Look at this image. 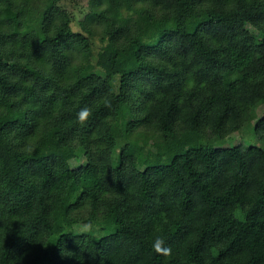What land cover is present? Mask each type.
Returning a JSON list of instances; mask_svg holds the SVG:
<instances>
[{
    "label": "trees",
    "instance_id": "16d2710c",
    "mask_svg": "<svg viewBox=\"0 0 264 264\" xmlns=\"http://www.w3.org/2000/svg\"><path fill=\"white\" fill-rule=\"evenodd\" d=\"M82 15L0 0V264H264V0ZM252 120L254 144L205 137Z\"/></svg>",
    "mask_w": 264,
    "mask_h": 264
},
{
    "label": "rangeland",
    "instance_id": "374dc122",
    "mask_svg": "<svg viewBox=\"0 0 264 264\" xmlns=\"http://www.w3.org/2000/svg\"><path fill=\"white\" fill-rule=\"evenodd\" d=\"M91 0H57V5L62 10L64 9L65 13L69 14L70 19V26L72 29H80V26L77 24V21H79L83 15V11L89 7ZM91 41V47L93 48V52L95 53L96 50L103 44V41L98 37V35H93L90 39ZM9 51V50H7ZM91 63L95 64V58L91 57ZM94 68V66H93ZM95 69H97L95 67ZM264 113V104L258 107L257 109V116H260ZM254 124V120L247 122L243 127L239 128L236 131H233L228 134L221 133V138L219 136H215L211 131V126L208 125L204 128L205 137L206 139H210L213 137L214 140H216L215 143L218 144H231V143H242L246 145L254 144L257 142V137L255 134L252 133V127ZM114 133L116 135H121L120 127L114 126ZM187 140L185 138L178 139L175 144L181 145L186 144ZM134 148V147H132ZM63 164L73 166L74 165V157L72 154L66 155L63 157L62 161ZM84 224H80L76 227V229L79 231L81 226ZM109 228L106 230L100 229L98 227L93 228L94 233H102L103 231H108ZM216 252L219 250L218 247L215 248Z\"/></svg>",
    "mask_w": 264,
    "mask_h": 264
},
{
    "label": "clouds",
    "instance_id": "9594fccd",
    "mask_svg": "<svg viewBox=\"0 0 264 264\" xmlns=\"http://www.w3.org/2000/svg\"><path fill=\"white\" fill-rule=\"evenodd\" d=\"M91 114V110L89 108H83L81 111L78 113V122L83 124L86 122L88 116ZM94 226L90 224H84L81 226L80 231L82 233H89L93 231ZM152 250L158 254V255H171V248L166 244V240L162 237L156 238L153 243H152Z\"/></svg>",
    "mask_w": 264,
    "mask_h": 264
}]
</instances>
